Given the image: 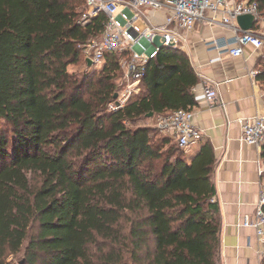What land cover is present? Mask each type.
<instances>
[{"label":"trees","instance_id":"trees-1","mask_svg":"<svg viewBox=\"0 0 264 264\" xmlns=\"http://www.w3.org/2000/svg\"><path fill=\"white\" fill-rule=\"evenodd\" d=\"M84 4L0 0V264H220L213 146L189 159L137 123L196 105L189 56L161 48L141 91L109 111L122 56L89 68L107 18L84 25Z\"/></svg>","mask_w":264,"mask_h":264},{"label":"built area","instance_id":"built-area-1","mask_svg":"<svg viewBox=\"0 0 264 264\" xmlns=\"http://www.w3.org/2000/svg\"><path fill=\"white\" fill-rule=\"evenodd\" d=\"M85 25L100 14L106 15L103 32L84 47L86 61H93L92 69L102 68L111 54L122 56L121 89L108 107L109 111L123 108L141 91L146 65L161 48L181 49L189 40V33L199 24L218 26L232 31V37L223 41L206 38L209 49L228 50L233 57H243L246 48L264 50V11L255 0H86ZM165 12L164 20L156 22L151 13ZM254 15L251 30H242L237 22L240 15ZM121 57V58H122ZM218 83L207 81L203 86L205 101L213 105L218 94ZM264 100V92H263ZM192 109H178L160 114L155 128L171 137L183 149L199 144L203 132L195 124ZM242 141L261 148L264 145V109L253 117L240 118ZM259 174L264 163L258 160ZM213 198L212 201H215ZM241 227L251 228L262 245L264 255V191H261L255 211L241 215Z\"/></svg>","mask_w":264,"mask_h":264},{"label":"crops","instance_id":"crops-1","mask_svg":"<svg viewBox=\"0 0 264 264\" xmlns=\"http://www.w3.org/2000/svg\"><path fill=\"white\" fill-rule=\"evenodd\" d=\"M156 22L164 20L165 12H153ZM232 31L199 23L190 33L183 51L189 56L199 77L194 89L196 105L195 124L203 132L202 141L189 148L191 159L201 143L209 142L217 159L213 180L216 201L222 218L220 264H262L263 248L255 231L241 227V215L255 211L261 191H264V173L258 171L262 147L242 141L240 118L253 117L264 109V85L256 75L261 70L259 58L264 50L246 48L243 57H233L228 50L209 49L206 38L227 40ZM207 81L218 83V98L209 105L203 86Z\"/></svg>","mask_w":264,"mask_h":264},{"label":"rangeland","instance_id":"rangeland-1","mask_svg":"<svg viewBox=\"0 0 264 264\" xmlns=\"http://www.w3.org/2000/svg\"><path fill=\"white\" fill-rule=\"evenodd\" d=\"M87 11V8H86V5L84 4L83 5V8H82V10H81V12H82V16L81 17H83V15H84V13ZM263 11H264V9H263ZM120 59H123V57L122 58H120ZM70 69L72 70V71H77V72H80V71H82V70H84L85 69V66L82 64V62L78 65V66H71L70 67ZM86 70V69H85ZM93 72V71H92ZM157 117L158 116H155V117H151V118H149V119H144V120H140L139 122H137L138 124H141V125H145V126H149V127H151V128H153V129H156L155 128V125H156V123H157ZM158 133H156L157 135H156V137L157 138H159V137H163L165 134L164 133H162V132H160V131H157ZM22 257V254H19L15 259H14V261H13V264H17V262H18V260L20 259Z\"/></svg>","mask_w":264,"mask_h":264},{"label":"water","instance_id":"water-1","mask_svg":"<svg viewBox=\"0 0 264 264\" xmlns=\"http://www.w3.org/2000/svg\"><path fill=\"white\" fill-rule=\"evenodd\" d=\"M237 22L239 24V26L241 27L242 30H251L253 29L254 27V23H255V18H254V15H251V14H244V15H240L238 18H237ZM87 63H88V66L91 67L92 64H93V61L88 58L87 59ZM118 97V93H116L115 95V99ZM154 115V113H150L148 117H152Z\"/></svg>","mask_w":264,"mask_h":264}]
</instances>
